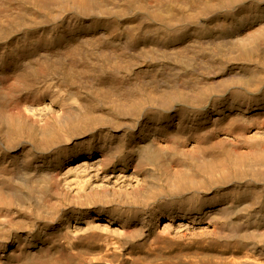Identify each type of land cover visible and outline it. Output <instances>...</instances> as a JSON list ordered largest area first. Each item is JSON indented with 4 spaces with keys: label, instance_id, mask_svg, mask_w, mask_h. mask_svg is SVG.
Wrapping results in <instances>:
<instances>
[{
    "label": "bare ground",
    "instance_id": "1",
    "mask_svg": "<svg viewBox=\"0 0 264 264\" xmlns=\"http://www.w3.org/2000/svg\"><path fill=\"white\" fill-rule=\"evenodd\" d=\"M168 247L264 264V0H0V264Z\"/></svg>",
    "mask_w": 264,
    "mask_h": 264
},
{
    "label": "rangeland",
    "instance_id": "2",
    "mask_svg": "<svg viewBox=\"0 0 264 264\" xmlns=\"http://www.w3.org/2000/svg\"><path fill=\"white\" fill-rule=\"evenodd\" d=\"M114 225V224H113ZM171 250L172 251V249H171V247H168L167 249L165 248L164 249V254L163 255H161V256H159V257H154V258H149V257H143L141 260H140V262H141V264H170L169 263V261H167V258L164 256V255H166L169 251ZM95 251V252H94ZM96 251H98L95 247H89L88 248V255L89 256H97L98 255V252L96 253ZM91 252H93L92 254H91ZM97 254V255H96ZM207 254V255H206ZM206 254H204V255H202V256H199L197 259H196V261H198L200 264H211V263H213V262H215L216 260H218V258H217V256H215L213 253H212V251L211 252H207ZM213 254V255H212ZM211 255H212V257L214 258H216V259H212V257H211ZM86 264V263H84V262H79V261H77V262H68L67 264ZM183 264L184 262H181V261H178V263L177 264Z\"/></svg>",
    "mask_w": 264,
    "mask_h": 264
}]
</instances>
